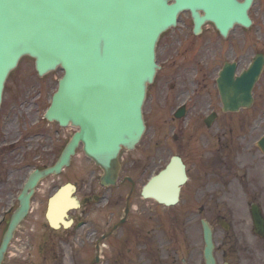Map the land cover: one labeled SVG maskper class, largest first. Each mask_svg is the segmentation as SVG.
I'll list each match as a JSON object with an SVG mask.
<instances>
[{"label": "flooded vegetation", "instance_id": "af4514ba", "mask_svg": "<svg viewBox=\"0 0 264 264\" xmlns=\"http://www.w3.org/2000/svg\"><path fill=\"white\" fill-rule=\"evenodd\" d=\"M255 9L250 14L252 27L235 26L226 38L210 25L197 37L174 33L160 40V70L145 107L146 136L134 152H124L116 186L102 187L100 177L95 178L93 173L79 209L69 214V228L61 227L59 235L54 236L46 227L35 235L41 248H52L53 253L46 257L54 259L53 264H62V249L67 246L75 256L73 264H179V259H169L178 257V252L159 259L152 226L161 209L156 201L142 196L146 176L157 173L160 165L173 156L182 159L188 175L180 204L167 214L171 219L167 229L178 236L173 241L179 242L181 235L184 242V235L189 234L190 205L220 201L225 187L232 186L229 192L242 202L258 204L264 217V152L258 146L264 136V1ZM258 56L263 59V71L254 90L253 106L237 113L224 112L218 86L220 73L226 66L235 65V75H241ZM12 102H4L0 121L11 118ZM62 144L61 138L58 144L48 146L50 150L46 147L41 151L55 153L59 147L63 149ZM62 176L49 188L59 186ZM37 193L41 192L38 190L34 199ZM41 198L46 205L38 206L33 231L42 219V224L49 226L46 195ZM222 222L227 223L229 231L217 233V241L222 240L217 252L219 264H264V241L263 259H255L251 250L254 239L248 238L254 235L259 239L251 211H231L229 217L221 213L215 224L221 228ZM31 224L29 218L24 222L18 242L33 241L28 233ZM231 234L235 245L232 237L228 239ZM54 241L57 243H51ZM241 241L251 251L250 259L237 257Z\"/></svg>", "mask_w": 264, "mask_h": 264}, {"label": "water", "instance_id": "95a60500", "mask_svg": "<svg viewBox=\"0 0 264 264\" xmlns=\"http://www.w3.org/2000/svg\"><path fill=\"white\" fill-rule=\"evenodd\" d=\"M170 1L174 3L170 5ZM251 3L247 0L240 7L234 0H0V103L8 74L22 56L29 55L36 59L40 76L58 66L65 71L48 119L80 129L56 166L37 172L26 186L4 236L0 264L28 213L35 186L69 166L80 142L86 155L103 169L102 183L117 180L120 150L132 149L145 130L142 106L156 74V43L162 32L176 24L178 14L189 9L197 29L212 21L226 35L233 23L246 26ZM239 8L241 16L220 19L222 12ZM256 76L249 87L248 75L233 83V99L231 89L221 84L226 110L249 105ZM173 170L177 171L175 178ZM161 181V185L169 184L167 192L154 190L152 194L147 192L148 186L145 196L166 205L176 203L184 182L183 167L176 163L154 183ZM203 225L206 258L213 264L212 231L206 222Z\"/></svg>", "mask_w": 264, "mask_h": 264}, {"label": "rangeland", "instance_id": "374dc122", "mask_svg": "<svg viewBox=\"0 0 264 264\" xmlns=\"http://www.w3.org/2000/svg\"><path fill=\"white\" fill-rule=\"evenodd\" d=\"M260 3H262L261 0H259L258 4ZM257 6L255 8H257ZM182 21L183 23L184 21H186L185 16L183 17ZM61 76V72H54L48 74L43 78H40L35 70L34 59L25 57L21 60L18 68L11 74L8 79L6 88L11 89L12 85H17L18 90L16 91H19L20 93V99L18 103L21 102L19 111H23L24 113H26V117L21 118L19 114V120L16 122H13L14 119L12 118L11 121L7 122L6 126L3 129L4 135H2L0 132V143L6 142V147H3L4 150L0 149V211L2 209H6L9 206L11 201V194L15 191H18L20 183L23 181L25 174L29 170L42 164L49 165L53 163L54 156L52 154L35 150L37 146L40 147L41 145L45 144L48 137H35L30 133H34V131L38 130V128H34V122L45 112V109L48 106V102L50 100V96L57 87V80ZM12 93H15L14 89L12 90ZM15 98H17V96ZM10 122H13L17 129L16 131L11 132V134L6 136L8 133V124H12ZM25 129L28 131V133L22 135L24 137V142L19 146H15L13 148L9 147L8 145L15 141L16 137L18 138L21 134H23L21 132ZM46 130L47 127L45 128V131ZM69 133H73V131H70ZM65 134L68 133L66 132ZM56 137V134L51 135V139H54ZM85 160L86 159L84 155L82 153H79L74 161V167L71 170L74 174L73 179L76 181V183L79 184L80 187L84 186V192H86L85 188L88 186L89 181L91 180L89 166L87 165L88 163ZM70 172H68L66 175H71ZM66 180L67 179H64L63 183H65ZM230 188H232V186L225 187L223 189L219 202L211 204L192 205V207H196V213L191 214L193 220L190 224V233L188 234V236H186V245L180 246L181 250H188L190 252V256L187 257V259L190 260V264H202L201 253L203 242L199 222L200 217L198 216V209L200 207L204 206L206 208V212H209L210 210L211 212H230L231 210L238 212L247 211L246 203L237 198L234 193L229 192L231 191ZM52 193L53 192L48 193L47 196L49 197ZM83 193L78 192L76 196L78 198H81L84 195ZM39 202L40 200L35 201V208L38 206ZM160 223L162 224V222ZM160 227L161 225L158 228L157 224L154 226L153 235L157 238V249L159 256H164L166 250L168 249L170 252H172L171 250L173 247L164 245V236L162 234L164 233V231L163 229H160ZM165 237H168V235H165ZM231 237L235 245V237ZM248 238L247 240H249ZM154 242L156 243V241ZM219 242H221V240ZM19 243V245L16 244L15 247H12L10 249V255L6 261V264H45V261L40 258L39 252L34 250V248H26V246L22 244L21 240L19 241ZM255 244H259V241L257 239H255ZM236 249H242V253H237L238 258H250L248 247L243 241H241V244ZM243 250H247V253H244ZM253 250L255 251V259H263L262 247L260 245L254 246Z\"/></svg>", "mask_w": 264, "mask_h": 264}, {"label": "bare ground", "instance_id": "6f19581e", "mask_svg": "<svg viewBox=\"0 0 264 264\" xmlns=\"http://www.w3.org/2000/svg\"><path fill=\"white\" fill-rule=\"evenodd\" d=\"M9 131L10 132H13L14 131V128H12V127L9 126ZM64 206H65V201H63V202H61L59 204L58 209H57V211L54 214V219L57 220V219L60 218V216H61V210L63 209Z\"/></svg>", "mask_w": 264, "mask_h": 264}]
</instances>
